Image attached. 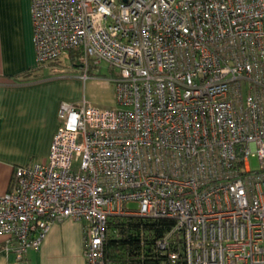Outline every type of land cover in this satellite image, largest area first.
<instances>
[{
    "label": "built area",
    "instance_id": "built-area-1",
    "mask_svg": "<svg viewBox=\"0 0 264 264\" xmlns=\"http://www.w3.org/2000/svg\"><path fill=\"white\" fill-rule=\"evenodd\" d=\"M30 11L37 66L74 52L85 78L106 64L116 107L62 103L48 161L15 167L0 196L14 264L66 220L83 223L85 264H110L112 215L168 220L161 264H264V0Z\"/></svg>",
    "mask_w": 264,
    "mask_h": 264
},
{
    "label": "crops",
    "instance_id": "crops-1",
    "mask_svg": "<svg viewBox=\"0 0 264 264\" xmlns=\"http://www.w3.org/2000/svg\"><path fill=\"white\" fill-rule=\"evenodd\" d=\"M39 68L30 0H0V196L8 191L15 167L48 161L60 105L72 104L60 87L64 79L40 74ZM7 244V237L0 235V264H14ZM26 261L85 264L83 223L54 224L40 247L27 251Z\"/></svg>",
    "mask_w": 264,
    "mask_h": 264
},
{
    "label": "trees",
    "instance_id": "trees-1",
    "mask_svg": "<svg viewBox=\"0 0 264 264\" xmlns=\"http://www.w3.org/2000/svg\"><path fill=\"white\" fill-rule=\"evenodd\" d=\"M68 58L77 65V54ZM166 219L112 215L107 222L104 256L110 264H161L156 241L169 229Z\"/></svg>",
    "mask_w": 264,
    "mask_h": 264
},
{
    "label": "rangeland",
    "instance_id": "rangeland-1",
    "mask_svg": "<svg viewBox=\"0 0 264 264\" xmlns=\"http://www.w3.org/2000/svg\"><path fill=\"white\" fill-rule=\"evenodd\" d=\"M39 70L40 74L64 79L60 87L66 89L67 100H71L72 104L79 105L85 102L100 108L116 107L115 87L111 80L115 74L106 64H102L97 70H90L85 78L82 76V70L68 57L61 58L57 65H47ZM249 162L252 169L259 167L256 157L251 158ZM133 206L130 204L128 207Z\"/></svg>",
    "mask_w": 264,
    "mask_h": 264
}]
</instances>
